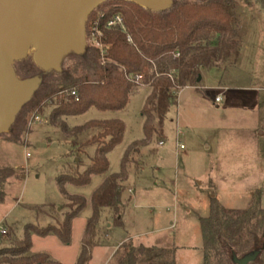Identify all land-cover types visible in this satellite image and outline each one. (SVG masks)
Here are the masks:
<instances>
[{
  "label": "rangeland",
  "instance_id": "rangeland-1",
  "mask_svg": "<svg viewBox=\"0 0 264 264\" xmlns=\"http://www.w3.org/2000/svg\"><path fill=\"white\" fill-rule=\"evenodd\" d=\"M236 2L243 35L238 61L203 68L197 85L178 89V103L165 120L164 142L154 140L140 147L128 165L123 225L114 223L112 213L103 215L101 243L92 249L86 264H118L131 245L138 249L139 244L146 247L139 264L171 259L175 264H204L200 219L210 215L212 197L226 209H244L259 191L264 208V6L259 0ZM74 54H67L62 66H72ZM33 56L31 48L25 59ZM46 72L59 75L54 69ZM138 90L122 110L91 108L65 118L69 128L118 118L126 129L122 142L107 154L106 173L93 175L86 185H65L68 194L86 198L85 207L72 220L70 243L54 235L32 234L31 253H46L61 264H78L93 192L107 176L120 171L127 148L144 137L141 110L151 86L140 83ZM217 96L221 102H216ZM51 111L48 104L42 112L29 115L24 143L7 140L9 131L0 133V167L16 172L2 185L6 195L0 202V226L7 230L12 226L19 236H24L29 223L44 226L49 222L37 215L38 207L53 203L60 208L67 202L57 176L79 160L78 150L85 164L95 152V145L82 147V142L97 129L75 141L59 122H52ZM36 113L44 122L30 124Z\"/></svg>",
  "mask_w": 264,
  "mask_h": 264
},
{
  "label": "trees",
  "instance_id": "trees-1",
  "mask_svg": "<svg viewBox=\"0 0 264 264\" xmlns=\"http://www.w3.org/2000/svg\"><path fill=\"white\" fill-rule=\"evenodd\" d=\"M259 1L264 6V0ZM117 16L121 23L109 25ZM93 23L102 31V47L92 40ZM86 38L85 51L75 53L72 66H62L58 76L44 71L31 58L15 62L19 78L40 77L42 82L18 114L7 140L24 143V136L29 133V115L42 112L48 104L52 106V122H59L73 140L77 141L88 130L98 132L82 142V147L96 146L90 162L82 161L79 149V160H73L57 176L67 202L60 208L53 203L37 208V215L49 222L44 226L27 224L24 236H19L12 226L0 235V264H61L46 253H31V235H54L65 244L70 243L72 220L85 207L86 198L68 194L65 185H86L93 175L106 173L107 154L123 140L126 125L121 119H95L69 128L65 118L91 108L122 110L139 91L140 83L151 86L141 110L144 137L127 148L120 171L107 176L92 194V214L86 223L78 259V264H86L92 249L101 243L99 228L103 215L108 211L115 224L123 225L128 165L140 147L154 140L164 142L165 120L171 107L178 103V89L197 85L203 68L236 63L243 45L236 0H173L172 6L163 11L129 0H107L88 16ZM136 75H142L140 82L133 79ZM14 175L12 167H0V202L6 195L2 185ZM200 223L204 264H238L239 259L253 253L258 255L249 264H264V208L259 191L244 209H226L212 197L210 215L202 217ZM145 251L144 245L138 249L131 245L118 264H139L140 254Z\"/></svg>",
  "mask_w": 264,
  "mask_h": 264
},
{
  "label": "water",
  "instance_id": "water-1",
  "mask_svg": "<svg viewBox=\"0 0 264 264\" xmlns=\"http://www.w3.org/2000/svg\"><path fill=\"white\" fill-rule=\"evenodd\" d=\"M107 0H0V133L9 131L18 113L37 91L41 79H21L14 67L34 48V62L44 71L62 69L70 52L87 46L86 22ZM155 11L167 10L173 0H129ZM201 81V75L197 82ZM258 253L239 259L249 264Z\"/></svg>",
  "mask_w": 264,
  "mask_h": 264
},
{
  "label": "built area",
  "instance_id": "built-area-1",
  "mask_svg": "<svg viewBox=\"0 0 264 264\" xmlns=\"http://www.w3.org/2000/svg\"><path fill=\"white\" fill-rule=\"evenodd\" d=\"M116 22L121 23V18L119 16L116 17L115 21L110 22L109 25L116 23ZM101 35H102V31L98 30L97 25L93 23L91 37H92L93 42L100 47H102V44L100 41ZM141 78H142V75H136L135 77H133V79L137 82H140ZM73 94H75V92H73ZM221 101H222V98L220 96H217L216 102H221ZM43 122H44V119L40 113L34 114L30 120V124L43 123ZM181 147H183V145H181ZM6 233H7V229L0 226V235H5Z\"/></svg>",
  "mask_w": 264,
  "mask_h": 264
},
{
  "label": "crops",
  "instance_id": "crops-1",
  "mask_svg": "<svg viewBox=\"0 0 264 264\" xmlns=\"http://www.w3.org/2000/svg\"><path fill=\"white\" fill-rule=\"evenodd\" d=\"M130 191H131V189H129ZM134 244H135V242H134ZM136 244H137V242H136ZM139 244V243H138ZM139 245H144V244H139Z\"/></svg>",
  "mask_w": 264,
  "mask_h": 264
},
{
  "label": "bare ground",
  "instance_id": "bare-ground-1",
  "mask_svg": "<svg viewBox=\"0 0 264 264\" xmlns=\"http://www.w3.org/2000/svg\"><path fill=\"white\" fill-rule=\"evenodd\" d=\"M30 49H31V48L28 47V48H27V51H29Z\"/></svg>",
  "mask_w": 264,
  "mask_h": 264
}]
</instances>
